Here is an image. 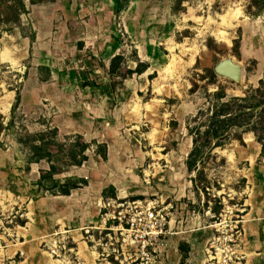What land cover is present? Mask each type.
Returning a JSON list of instances; mask_svg holds the SVG:
<instances>
[{
	"label": "rangeland",
	"instance_id": "obj_1",
	"mask_svg": "<svg viewBox=\"0 0 264 264\" xmlns=\"http://www.w3.org/2000/svg\"><path fill=\"white\" fill-rule=\"evenodd\" d=\"M9 1L0 0V114L5 125L13 121L0 147V264H173L178 245L184 264H264V179L253 172L259 164L264 173V156L254 134L239 141L233 131L202 163L188 160L194 118L217 85L243 97L264 79V0H122L116 14L114 0L3 7ZM31 30L32 44L24 37ZM135 52L146 73L123 72L112 89L122 78L108 77L111 58L122 55L121 67L134 69ZM227 60L241 67L239 81L216 71ZM42 64L53 72L46 81ZM56 131L77 153L80 143L90 145L87 160L78 157L69 170L91 187L81 192L86 219L73 226H63L61 210L43 213L28 197L47 162L23 172L22 141ZM95 141L110 146V161L94 153ZM109 182L119 197L100 200L95 215L94 192ZM129 191L166 214L155 259H142L116 230L113 216L133 200ZM61 239L68 250L61 252ZM54 240L59 251L51 255Z\"/></svg>",
	"mask_w": 264,
	"mask_h": 264
},
{
	"label": "trees",
	"instance_id": "obj_2",
	"mask_svg": "<svg viewBox=\"0 0 264 264\" xmlns=\"http://www.w3.org/2000/svg\"><path fill=\"white\" fill-rule=\"evenodd\" d=\"M32 4H44V3H54L58 0H28ZM122 0H114L112 11L116 14L119 13L125 5H122ZM24 0H10L3 7H23ZM1 16V15H0ZM18 18V16H17ZM19 20V18L17 19ZM19 24V21H17ZM25 38L29 39L32 44L36 40V32L31 30L29 34L24 35ZM239 45V42H237ZM135 55V68L134 69H124L122 64L124 58L122 55H114L108 66V77L110 80H114L121 76V81H111L109 84L112 89L116 85H122L123 80L126 78L122 74L126 73L127 77H131L133 74L140 75L147 71L149 68L148 63L142 62L139 57ZM123 69V70H122ZM38 70L44 73V77L41 80H48L51 78L50 67L46 65H40ZM216 74L212 73V78H215ZM85 82L89 80L85 77ZM213 84V83H212ZM193 86L194 85L193 83ZM193 92V90H191ZM20 97L19 92H16V100L18 101ZM210 102L205 111H199L197 117L194 118L195 121H199L198 126L194 131H190L192 148L189 152L188 160L189 162L202 163V154L206 152H212L214 149L222 147L223 144L230 139V134L233 131H239L240 135H236L234 139L241 141V135L246 132H252L255 136L257 143L260 145V156H264V136L261 133L264 130V79L259 81V86L257 88H250V91L245 92L243 97H229L225 89L217 85V91L208 95ZM13 124L12 119L8 123L4 124V118L0 114V147L2 146L1 136L6 129L10 128ZM56 133L53 136H48L47 133H42L37 143L34 138L28 137L24 142L26 146V157L25 166L23 167V172H30V165L33 163H38L42 160L46 161L50 168L47 171H41L39 177L32 181L30 184L29 196L33 202L38 201L40 198L46 196L47 194L57 196L70 195L72 190L81 188L88 185V179L80 177L77 175H66L71 167L76 166L81 162L78 157L82 160H87L84 154L90 147L89 143H80L79 153L75 151V145L65 143L57 138ZM78 137V136H77ZM80 139V137H79ZM96 147L94 153L101 157L102 160L107 159L106 144L105 143H95ZM83 156V157H82ZM253 172L255 174V179H264V173H259V164L253 167ZM64 175V176H63ZM197 176L199 171H197ZM195 183V178L191 180ZM113 187L109 186V190ZM104 193V191H103ZM104 195V194H103ZM217 209L211 208L214 214L218 212ZM185 256L182 255L181 262H183Z\"/></svg>",
	"mask_w": 264,
	"mask_h": 264
},
{
	"label": "built area",
	"instance_id": "obj_3",
	"mask_svg": "<svg viewBox=\"0 0 264 264\" xmlns=\"http://www.w3.org/2000/svg\"><path fill=\"white\" fill-rule=\"evenodd\" d=\"M123 204H118L122 208ZM118 223L116 230H120L122 235L121 242L130 247L134 245L136 250L143 258L147 260L155 259L157 250L154 247L157 240L165 235L167 219L166 214L162 210H157L154 205L144 203L139 200H132L126 203V208L117 212L113 216ZM85 233H89V229H85ZM57 241H53L50 246L51 255L58 254ZM66 243L61 239V252L66 251Z\"/></svg>",
	"mask_w": 264,
	"mask_h": 264
},
{
	"label": "crops",
	"instance_id": "obj_4",
	"mask_svg": "<svg viewBox=\"0 0 264 264\" xmlns=\"http://www.w3.org/2000/svg\"><path fill=\"white\" fill-rule=\"evenodd\" d=\"M66 10H68V8L67 7H64ZM43 65V64H42ZM49 67V66H48ZM51 70V69H50ZM52 75H53V72H52V70H51V77H52ZM95 143H102L101 141H95L93 144L95 145V147H96V144ZM106 144V153H107V159L105 160V162L106 161H110V158H111V156H112V151H111V149H110V146L107 144V143H105ZM98 156V155H97ZM98 157H100V156H98ZM101 158V157H100ZM104 161V160H103ZM48 166H49V164L48 163H46ZM33 165H37V163H33V164H31L30 165V172L32 173V172H35L34 171V166ZM47 170H49V168L48 169H44L43 171H47ZM70 173L69 172H67L66 173V175H69ZM39 175H40V173H38L37 174V178L39 177ZM36 178V179H37ZM35 179V180H36ZM34 180V181H35ZM89 181V180H88ZM137 182L138 181H136L135 180V183L134 184H132L131 186H127L126 188H129V189H131V187H137ZM109 186H112L113 187V189L112 190H109ZM89 188H91L90 187V181L88 182V185H86V186H83V187H81V188H77V189H75V190H72L71 191V193H70V195H68V196H65V197H67L68 199L66 200V201H64V203H65V207L63 208V209H59V210H61V214L64 216V218L62 219V224H63V226H73L72 224L76 221V220H83V219H86V215H84L86 212V210H85V208H86V205H85V197H87V195H85V194H82L81 192L84 190H87V189H89ZM116 187H115V185H114V183H112V182H109L108 183V185H104V186H102V187H100L99 189H97L95 192H94V195H95V197H94V201L93 202H90L91 204H92V210H93V213L95 214V215H97L99 212H100V209H98L97 207H96V205L100 202V200H103V199H106V200H108V199H111V200H115V198H118L119 197V195H118V193H116V189H115ZM103 191H104V193H103ZM109 191H110V195L109 194H107V193H109ZM141 192H138V191H129V192H127V194H125L126 196H129L130 198H133V200H136V199H138V195L140 194ZM104 194V195H103ZM142 194V193H141ZM63 196V195H62ZM115 196V197H114ZM58 197H59V195H57V196H53V195H46V196H44V197H42V198H40L38 201H36V202H33V200L30 198V201H31V203H39L40 202V209L39 210H41V212H43V213H50V212H54V211H58V209H47L46 207H45V202H53V201H55L56 199H58ZM209 210L211 211V207L209 208ZM192 212H194V210L192 211ZM213 214H214V212H212ZM94 218V220H95V217H93ZM191 248V247H190ZM176 250H177V252L179 253V256H178V259H176L175 260V262L173 263V264H184V261L186 260V259H184V261L183 262H181V259H182V253H180L179 251L181 250V247L178 245V247H176ZM186 258V257H185Z\"/></svg>",
	"mask_w": 264,
	"mask_h": 264
},
{
	"label": "water",
	"instance_id": "obj_5",
	"mask_svg": "<svg viewBox=\"0 0 264 264\" xmlns=\"http://www.w3.org/2000/svg\"><path fill=\"white\" fill-rule=\"evenodd\" d=\"M216 71L220 74L228 76L234 81H239L241 78V67L232 60H227L220 64Z\"/></svg>",
	"mask_w": 264,
	"mask_h": 264
},
{
	"label": "bare ground",
	"instance_id": "obj_6",
	"mask_svg": "<svg viewBox=\"0 0 264 264\" xmlns=\"http://www.w3.org/2000/svg\"><path fill=\"white\" fill-rule=\"evenodd\" d=\"M146 73V72H145ZM143 73V74H145ZM142 74V75H143ZM68 198L62 195H59L58 199H56L53 202H45V207L47 209H63L65 207L64 201H66Z\"/></svg>",
	"mask_w": 264,
	"mask_h": 264
}]
</instances>
